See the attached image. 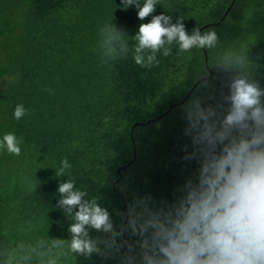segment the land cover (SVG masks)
I'll use <instances>...</instances> for the list:
<instances>
[{
	"label": "trees",
	"instance_id": "1",
	"mask_svg": "<svg viewBox=\"0 0 264 264\" xmlns=\"http://www.w3.org/2000/svg\"><path fill=\"white\" fill-rule=\"evenodd\" d=\"M233 1L158 0L141 21L135 5L124 9L121 0H0V140L9 132L23 140L18 157L0 150V251L37 239L70 240L73 221L56 207L59 183L69 178L89 193L86 198L97 197L108 208L117 228L116 213L126 212L135 197L172 202L179 195L176 189L198 168L182 159L184 145L192 150L183 134L184 105L194 95L218 100L221 90L228 91L223 82L231 73L213 70L215 78H209V69L228 51H243L264 89V0H235L223 19ZM160 14L173 23L182 18L189 34L219 23L201 32H217L216 47L178 55L174 44L171 55L158 53V65L147 69L135 65L131 52L103 62L99 30L105 23L123 29L131 48L140 24ZM18 104L27 110L20 120L14 117ZM64 158L71 168L58 177ZM121 167L126 169L114 189ZM90 235L103 234L92 229ZM58 264L118 259L94 254Z\"/></svg>",
	"mask_w": 264,
	"mask_h": 264
},
{
	"label": "clouds",
	"instance_id": "2",
	"mask_svg": "<svg viewBox=\"0 0 264 264\" xmlns=\"http://www.w3.org/2000/svg\"><path fill=\"white\" fill-rule=\"evenodd\" d=\"M123 8L135 5L143 21L156 10L158 0H121ZM104 63L126 59L132 53L135 65H158L157 54L168 57L172 45L179 54L193 48H214L215 31L189 34L182 18L176 23L166 14L152 15L141 23L130 48L127 35L113 22L99 30ZM231 73L219 99L194 95L184 105V145L186 162L198 165L193 177L176 189L172 202H157L151 195L135 197L126 212H117L120 225H114L108 208L97 197L76 187L75 178L59 183L56 207L73 222L70 240L37 239L34 244L4 245L0 264H58L73 256L103 260L118 259V264H264V89L252 78L243 51H228L209 72ZM215 78V77H213ZM215 100V103L208 101ZM26 109L18 104L14 117L20 120ZM105 123L108 122L106 118ZM14 133L0 140V150L21 155ZM71 168L67 158L56 169L58 177ZM102 233L93 237L90 230ZM127 237V238H126Z\"/></svg>",
	"mask_w": 264,
	"mask_h": 264
},
{
	"label": "water",
	"instance_id": "3",
	"mask_svg": "<svg viewBox=\"0 0 264 264\" xmlns=\"http://www.w3.org/2000/svg\"><path fill=\"white\" fill-rule=\"evenodd\" d=\"M234 3H235V0L232 2V4L230 5V7L228 8V10L226 11V13H225L223 19L228 15V13H229V11L232 9ZM218 24H219V23H217V24H209V25H206V26L202 27L200 30H201V32H202V31H204L205 29H207L208 27H211V26H214V25H218ZM205 53H206V52H205ZM205 64H206V67L208 68L209 60H208L207 54H206ZM212 77H213V74H212V72H210L209 78H212ZM206 79H207V78H206ZM206 79H202L201 82H202V81H205ZM194 88H195V87H193V89L191 90V92L189 93V95H191V93H192V91L194 90ZM168 112H169V111H167L166 114H167ZM166 114H165V115H166ZM163 116H164V115L160 116L157 120H160ZM138 125H141V124H136L135 127L138 126ZM133 131H134V128H133L132 131H131V137H132V140H133V142H134V147H135V153H134V159H133V162H134V161L136 160V146H135L134 132H133ZM130 164H131V163H130ZM130 164H129V165H130ZM125 169H126V167H121V168L118 169L117 172H118V174H119V178H118V180L114 183V189H116L117 184L121 181V171H122V170H125ZM126 209H127V207H126Z\"/></svg>",
	"mask_w": 264,
	"mask_h": 264
}]
</instances>
